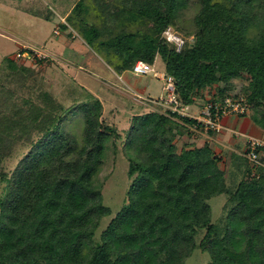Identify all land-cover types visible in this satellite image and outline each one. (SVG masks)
<instances>
[{
  "label": "trees",
  "instance_id": "obj_1",
  "mask_svg": "<svg viewBox=\"0 0 264 264\" xmlns=\"http://www.w3.org/2000/svg\"><path fill=\"white\" fill-rule=\"evenodd\" d=\"M198 3L193 28L182 34L178 16L188 0H77L61 28L75 25L118 74L158 56L183 105L243 96L245 115L264 132V0ZM87 12V20L80 17ZM167 27L184 39L179 51L162 35ZM240 78L247 85L230 94L228 84ZM39 97V107L25 100V108L0 110V144L14 129L25 137L41 132L10 176L1 173L0 264H186L195 250L206 252L209 264H264V155L261 165L243 162V177L230 187L221 155L189 138L193 119L135 114L122 148L130 182L113 213L100 172L117 156L119 133L99 120L102 103L91 94L69 107L47 91ZM79 113L81 142L62 128ZM183 133L188 139L178 150ZM220 194L224 216L213 221L208 201Z\"/></svg>",
  "mask_w": 264,
  "mask_h": 264
},
{
  "label": "rangeland",
  "instance_id": "obj_2",
  "mask_svg": "<svg viewBox=\"0 0 264 264\" xmlns=\"http://www.w3.org/2000/svg\"><path fill=\"white\" fill-rule=\"evenodd\" d=\"M76 1L0 0V110L11 107L12 110L15 107L25 108V100L39 107L41 106L39 96L43 91L49 92L64 107H69L75 102L90 101L89 94L97 98L102 103L99 120L119 133V138H115L117 156H114V160L110 156L100 172V175H107L103 188V202L115 213L126 198L130 182L127 175L128 160L122 149L125 132L135 114L149 111L164 113L163 107L149 101L162 94V80L152 73L135 75L130 69L118 74L95 43H89L83 33L72 24L73 29L70 27L66 29L68 32L72 31L74 37L71 38L68 32L61 28V23L65 22L67 14ZM198 6V0H188V7L179 14L178 24L181 27V34L193 28L192 19ZM86 16L91 17L90 12L85 15L83 13L80 17ZM57 29L56 34L53 31ZM22 49L35 50L37 57L43 60L38 61L36 57L31 56L15 57V54ZM9 59L14 60V67H8ZM152 63L159 73H164V65L158 56ZM20 64L29 67V71L20 70L17 66ZM247 83L248 80L245 78L232 80L227 86L228 91L230 94H241ZM134 92L141 97L136 98ZM211 94L210 91L206 95L210 97ZM201 102L202 100L199 99L190 104L188 113L197 115ZM7 110L11 113L10 109ZM44 110L47 111L46 108ZM62 128L73 139L81 142L84 115L79 113L71 116L69 120L64 121ZM191 134L195 139L202 138L198 136L199 133ZM40 135L41 132L31 131L30 136L25 137L18 129H14L11 136L4 138L3 145L0 144V195L5 186V181L1 180V173L10 176L18 161L31 147L32 139L36 140ZM192 135H189V138H192ZM185 139H188L185 133L176 136L175 143L178 150ZM224 150L225 156L221 155L220 166L226 171L229 186L233 187L243 177L242 168L247 160L239 163L234 155L228 157L232 151ZM235 155L244 157L240 153ZM236 165H239V168ZM225 200V194H220L208 201L211 205L213 221L223 218ZM109 219L108 216L102 219L101 229ZM208 261L209 256L206 252L195 250L186 264H209Z\"/></svg>",
  "mask_w": 264,
  "mask_h": 264
},
{
  "label": "built area",
  "instance_id": "obj_3",
  "mask_svg": "<svg viewBox=\"0 0 264 264\" xmlns=\"http://www.w3.org/2000/svg\"><path fill=\"white\" fill-rule=\"evenodd\" d=\"M58 33V29L53 31ZM165 39L173 43L176 46V50L179 51L184 45V39L170 27L163 30L162 34ZM27 50L32 51L36 55V51L32 49H23L15 54V57H28L30 56ZM37 57V55H36ZM41 58V57H39ZM131 72L135 75H145L152 73L157 78L162 80V94L158 98H151L149 101L158 103L163 107L164 112L171 115L173 118L180 120L182 117L191 118L194 122L187 125L188 129L196 133H208L210 131L220 133L226 127L222 123L224 117L235 115L243 116L249 113V105L245 101L243 96L232 97L225 96L219 100H208L201 105L200 111L197 115H190L187 111L188 105H183L176 93L175 82L172 76L164 73H159L153 63L146 62L144 60H137L130 68ZM120 78V77H119ZM136 98H140L141 95L133 93ZM237 133L236 131L232 130ZM244 149L242 155L247 159L250 164L261 165L260 158L264 155V136L254 137L250 135H244Z\"/></svg>",
  "mask_w": 264,
  "mask_h": 264
},
{
  "label": "crops",
  "instance_id": "obj_4",
  "mask_svg": "<svg viewBox=\"0 0 264 264\" xmlns=\"http://www.w3.org/2000/svg\"><path fill=\"white\" fill-rule=\"evenodd\" d=\"M62 17L64 19V16ZM202 104L203 101L201 102V105ZM222 123L226 127V129H224L220 133H215V132L199 133L198 136H202V138H197L198 140L195 139L194 136L191 134L192 135L191 141H193L194 144H196L197 146H201L204 142H208L215 152L223 156H225L224 149L230 150L232 151V153L228 157H232L233 155L235 156V154L237 153L242 154V151L244 149V142H245L244 135H250L254 137L264 136L263 130L261 129L262 131L261 132L260 128L259 127L257 128L258 125H256L248 115L246 116L230 115L224 117L222 119ZM232 130L236 131L239 134H236ZM231 159L232 158H230V160Z\"/></svg>",
  "mask_w": 264,
  "mask_h": 264
}]
</instances>
